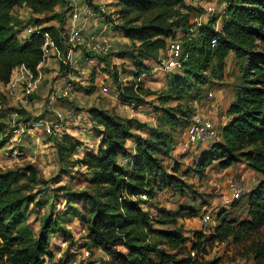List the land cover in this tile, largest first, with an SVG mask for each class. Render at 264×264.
<instances>
[{"label":"trees","instance_id":"trees-1","mask_svg":"<svg viewBox=\"0 0 264 264\" xmlns=\"http://www.w3.org/2000/svg\"><path fill=\"white\" fill-rule=\"evenodd\" d=\"M110 1L115 10L111 12L115 15L114 28L128 41L129 49L106 56L86 52V56L88 59L97 58L103 66L101 72L112 82L114 95L124 105H140L143 97L153 95L143 89L142 76L150 72L146 63L157 60L159 51L164 50L166 41L173 39L177 30L189 34L183 30L193 29L197 39L187 38L188 43L180 44V70L168 79V93L158 97L161 104L181 102L183 99L189 104L194 101L201 103L202 89L198 86L202 81H199V72L207 70L212 61L221 70L230 53L240 61L242 75L226 112L228 120L218 131L217 141L199 154L190 172L201 178L204 171L214 163L224 171L245 161L249 169L261 177L246 195L247 212L252 219L251 228L263 227L264 0H221L225 7L218 26L214 18L206 24L199 23L198 19H195V24L190 23L192 7L187 4V0ZM64 4V0H0V85L8 84L13 70L20 65L35 74L42 60L43 33L60 44L64 31L60 23L65 22L66 13L61 11ZM89 6L98 12V7ZM22 7L43 19H35L36 23L45 20L57 25L39 27V33H31L26 39L20 40L18 27H21V22L13 15V10ZM105 23L112 26L111 22ZM213 39L217 45L211 49L210 42ZM188 51H191V55ZM113 54L134 67L125 77L129 79L127 85H122L119 72L111 71L108 67L107 60ZM60 68L66 69L63 66ZM92 84L90 93L93 92ZM190 108L191 105L182 111L178 105L170 108L153 107L155 113L159 114L158 125L149 131L148 139L133 131L134 126L130 121L105 109L90 108L88 118L100 138L99 146L96 153L84 151L82 158L73 162L88 172L92 191L70 192L61 188L65 191L66 202L63 213L44 219L37 237L25 239L24 236L13 235L15 228L24 220L26 204L13 196L11 188L16 182V176H0L1 259L6 264H53L52 238L59 237L65 239L64 242H71V233L64 225L76 219L84 224L91 249H98L105 256L111 257V264H220L214 260L200 263L192 259L190 252H185V239L181 233L177 229H155L152 226L154 220L145 209L146 204L155 198L156 190L168 189L180 195L186 194L182 181L166 172L160 158L168 157L174 146L172 132L176 129L185 130L189 125L194 115ZM62 139L61 143H57L58 156H63L62 151L70 159L80 143L72 137L64 136ZM172 170L177 173L178 166L175 164ZM26 175L32 182L35 181L36 172L33 167L23 169L22 176ZM141 196L146 199H141ZM82 210L86 212L82 213ZM198 212L199 208L181 206L172 213L162 211L164 221L155 220L159 226L175 225L176 217L195 218ZM224 215L221 223L227 224ZM221 230L224 240L237 236L243 226L235 231L231 226L219 225L217 231L220 233ZM150 235L158 238L159 244L149 243ZM217 237L212 236L210 241L213 242ZM207 240L202 231L195 233L191 241V252L198 254L203 248V242ZM118 247L125 248L126 254H120ZM58 264L68 262L63 260Z\"/></svg>","mask_w":264,"mask_h":264},{"label":"rangeland","instance_id":"rangeland-1","mask_svg":"<svg viewBox=\"0 0 264 264\" xmlns=\"http://www.w3.org/2000/svg\"><path fill=\"white\" fill-rule=\"evenodd\" d=\"M64 1L65 4L61 11L66 12L64 14L65 22L60 23V27L63 25L64 30L67 24V14L70 10L75 6L91 4L98 9L104 8L106 14L102 17L103 24H108L105 22L112 23V26L107 25L105 33L113 41L116 52L129 49L121 34L114 28L115 21L113 19H115V15H107L115 11L111 1ZM187 4L192 7L190 23L195 24V19H198L199 23L206 24L214 18L216 25H219L225 7L223 1L187 0ZM13 15L21 22V27H18L20 40L29 36L26 31L28 26L39 28L57 25L55 22H46L45 20L36 23L35 19L40 21L43 19L32 15L24 7L14 9ZM113 15L114 18H112ZM199 18H201L200 21ZM94 26L95 24L91 28L93 29ZM178 31L173 39L166 41L165 48L159 51L156 61H147V63L145 61L150 67V72L148 75L142 76L143 89H147L153 95L143 97V103L140 105H124L114 95L112 82L108 76L101 72V67L92 69L84 63V58H88V56H86L83 45L77 47L79 52L78 56L75 57L76 68L70 69V80L68 81L73 87H71L67 99L50 98L52 93L61 88L58 86L64 82L68 71L67 68L65 70L60 68L58 63L51 59L41 67L42 78L35 92L27 98V106L23 103L22 93L15 91V95H10L6 93L5 87H0V176L5 174L16 176V182L11 188L14 191L13 196L17 200H23L26 204L23 210L24 220L15 228L14 236L21 235L25 239L37 237L44 219L48 216L61 215L66 206L63 188L70 192L86 191L90 193L92 191L88 172L73 162L76 159H81L83 154L76 150L68 159L67 154L61 151L63 156L60 158L57 145V143H61L64 136L65 138L72 137L73 140L80 143V150L96 153L100 138L96 135L94 125L88 118L90 108L105 109L124 120L130 121L134 126L133 131L144 139H148L149 131L158 125L159 114L155 113L153 107L170 108L178 105L182 111H185V108L191 105L192 115L201 110L198 101L189 104L183 99L181 102L170 101L161 104L158 100V97L168 93V79L171 74L180 70L175 69L166 72L161 69L165 61L167 45L174 40L180 44H185L188 43L186 42L187 38L197 39V33L193 29L183 30L189 34ZM188 54L191 55V51H188ZM114 55L110 59L108 58V67L111 71L119 72L118 77L122 85H127L129 79L125 77L128 72L134 70V67L130 62L118 59V55ZM192 55L195 54L192 53ZM199 73L201 74L199 81H202V84L198 86L202 89L201 102L207 101L209 93L212 95L209 102L214 107L212 120L214 129L218 133L228 120L226 112L234 99V90L242 75L241 63L233 53H230L221 70L217 69L215 61H212L207 70ZM99 78L109 88L108 94L103 95L100 92V87L97 86L100 83ZM91 84L94 86L92 93L89 92ZM48 109L51 110V113L52 111L61 113L65 119L61 123L62 131H65L64 136L60 138L49 137L44 130L33 126L39 118L50 116ZM68 110L75 113V118L65 117ZM82 127L83 130L86 129L85 132L82 131ZM12 129L17 130V133L11 132ZM172 133L174 146H172L168 157L160 158V160L167 173L175 175L182 181L186 194L180 195L168 189L156 190L155 198L148 202L145 208L154 220L152 226L155 229H177L185 239L186 254L190 252V257L197 259L200 263L214 260L220 264H264V226L257 229L251 228L252 219L246 206V195L256 186L261 177L251 171L243 160L224 171L220 170L214 163L204 171L205 174L201 178L195 176L190 172V169L202 152L201 148L205 147V150H208L218 138L205 141L197 146H190L187 152H181L182 146L180 147V144L185 142V130L176 129ZM175 164L178 166L177 173H173L172 170ZM27 166L35 169L36 179L34 182L30 180L29 176H22L23 169ZM233 177L242 179L247 187L246 195L240 199L228 201L230 200V193L227 181ZM26 200L29 202L26 203ZM181 206L199 208L198 215L195 218L176 217L175 225L159 226L156 223L155 219L157 221L165 220L162 211L172 213ZM85 212L82 210V213ZM205 212L210 213L211 216L208 231L204 230L208 240L203 242V248L197 254V252H191V241L194 234L202 230L200 217ZM223 214H225L223 216L224 222L227 224L221 223ZM219 225L221 227L231 226L235 231H239V228L243 226V230L237 236L223 240V231L221 230L220 233L217 231ZM64 227L71 233L69 235L71 242H64L65 239L59 237L52 238L53 264H58L63 260L67 261L68 264H94L93 262L96 260L100 261L101 264H111V257L105 256L98 249H91L86 239L87 230L83 223L74 219L72 223L66 224ZM212 236L218 237L211 242ZM148 241L153 245L159 244V239L153 235H150ZM162 248L165 249L166 247L162 246ZM85 251H88L90 255H85ZM117 251L120 254H126V249L123 247H118ZM0 264H6L1 257Z\"/></svg>","mask_w":264,"mask_h":264},{"label":"built area","instance_id":"built-area-1","mask_svg":"<svg viewBox=\"0 0 264 264\" xmlns=\"http://www.w3.org/2000/svg\"><path fill=\"white\" fill-rule=\"evenodd\" d=\"M91 8L92 7L89 5H82L75 6L69 11L67 14L66 28L61 34L59 45L56 44L48 34L43 33L42 36L44 38V43L41 48L42 60L37 66L35 74L24 65L16 67L12 72L9 83L4 85L6 93L15 95V91H19L23 95L24 105L27 106V98L35 92L36 87L42 78L40 71L41 67L51 59L58 63L60 67L63 66L67 68L68 71L64 78V82L60 86L61 88L57 92L52 93L50 98L65 100L69 95L71 87H73L71 82L68 80H70V69L72 70L76 68L75 57L78 56V46L83 45L85 52L92 53L96 56H106L116 52L113 41L105 35V31L103 29L97 32L91 28L94 23H97L102 19L103 15L106 14L104 8H99L98 12ZM109 14H111V12ZM112 18H114V16H112ZM26 31L29 34L40 32L39 28L34 26H28ZM216 45L217 41L215 39L211 40L210 48L214 49ZM181 58L182 49L180 43L175 40L170 41L166 48L165 61L161 69L166 72L180 69ZM94 59L96 60L97 58H84V63L89 67V65L94 64ZM99 82L100 83L97 86L100 87V92L103 95L108 94L109 88L105 86L106 84H104L100 78ZM211 98L212 95L209 93L207 95V101L199 103L201 110L197 111L192 116L189 125L185 129V142L180 144V147L182 146L181 152H187L190 146H197L205 141L216 139L217 133L214 129V123L212 120L214 107L213 104L209 102L211 101ZM48 112L50 113L49 117L39 118L35 121L33 126L44 130L49 137L60 138L64 136L65 131H62L61 123L65 119L62 117V114L53 111L51 113L50 109H48ZM66 114V118H75V113L72 110L66 111ZM12 131L17 133V130L15 129H12L11 132ZM77 151L80 153L81 150L78 148ZM15 154L17 153L15 152ZM227 187L230 193V200L228 201H234L246 195L247 187L243 183L242 179L237 177L228 179ZM140 198L143 200L146 199L145 196H141ZM228 201L225 202L227 203ZM200 220L202 228L201 231L205 233L204 230L208 231V224L211 220L210 213H203ZM85 255L89 256L90 253L85 251ZM93 263L101 264L100 261L97 260Z\"/></svg>","mask_w":264,"mask_h":264},{"label":"crops","instance_id":"crops-1","mask_svg":"<svg viewBox=\"0 0 264 264\" xmlns=\"http://www.w3.org/2000/svg\"><path fill=\"white\" fill-rule=\"evenodd\" d=\"M110 1V0H109ZM95 24V26L93 27V30H96L97 32H99V30H106V28H107V25H109V24H103V20L101 19V20H99L97 23H94ZM91 26V25H90ZM127 44H128V41L126 40V39H124V38H122ZM97 61V62H96ZM96 64V65H95ZM89 67L90 68H92V69H97L98 67H103L101 64H100V62L96 59H94V64L93 65H89ZM45 78V77H44ZM63 83V82H62ZM62 85V84H61ZM60 85V86H61ZM60 86H58V87H60ZM0 87H4V85H0ZM81 126H83V127H85L84 125H81ZM83 127H82V131H86V127L84 128V130H83ZM204 143V142H203ZM203 143H201V144H203ZM202 146V145H201ZM202 149V151H204L206 148L205 147H202L201 148ZM86 151H88V150H86ZM84 152L81 150L80 151V154H83Z\"/></svg>","mask_w":264,"mask_h":264}]
</instances>
